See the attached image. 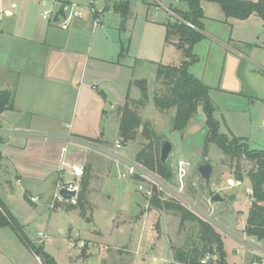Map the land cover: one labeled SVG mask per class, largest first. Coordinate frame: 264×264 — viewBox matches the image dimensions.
<instances>
[{"label": "rangeland", "instance_id": "374dc122", "mask_svg": "<svg viewBox=\"0 0 264 264\" xmlns=\"http://www.w3.org/2000/svg\"><path fill=\"white\" fill-rule=\"evenodd\" d=\"M73 1L88 6L92 0ZM131 2L134 18L130 25L134 29L136 41L141 38L139 46H135L136 50L143 49L147 44V20L163 22L165 11L170 22L179 19L173 12L176 9L169 6L175 0ZM97 3L101 5L100 0ZM183 6L184 9L188 7L186 3ZM209 6L207 8L211 17L222 16L220 5L212 3ZM69 7L71 16L72 9ZM259 45L261 47L256 42L250 46L244 45L239 48L244 55L230 54L224 65V59L218 58L214 52L209 56L208 43H202L194 49L200 62L191 65L189 71L197 78L207 71V83L213 87L211 99L216 107L215 116L220 122V132L229 135V127L232 126L239 135L249 138L251 150L264 151V35L260 36ZM183 60L181 50L172 46L165 48L164 63L171 61L180 64ZM136 69L149 82V103L154 106L153 95L158 88L154 85L152 91L153 85L150 84L154 67L137 62ZM129 94L130 97L138 98L139 90L131 87ZM150 104L139 110L143 123L148 122L156 133L165 134L175 146L170 162L173 178L165 182L169 183L173 193L179 192L182 200L167 192H162L163 199L180 200L186 208L214 226L227 249V264H251L261 259V254L254 253L248 248L249 244L244 243L246 241L264 248L263 242L252 240L245 234L253 202V196L246 192L247 187L251 186L247 174L253 169L254 163L246 159L240 161L243 185L236 186V182L240 181L237 179V161L223 155L215 145L208 146L206 152L204 150L207 125L202 105H199L189 126L182 132H175V110L160 115ZM117 123V115L102 123L109 134L108 139L112 141L111 145L115 144ZM96 141L92 142L104 144L101 140ZM150 142L151 138L141 127L136 140L129 142V148L120 152L136 159L137 154ZM69 154V163L84 166L85 175L76 179L69 175L68 170L60 171L58 166L52 177L56 179L54 188L51 179L35 185L28 181L18 183L11 169L0 166V196L24 226L28 238L43 244L58 264H172L170 259L173 261L174 252L182 247L188 235L187 230L180 231V218L172 212L151 207L150 198L138 189L141 179L120 178L119 172L125 167L117 165L114 160L96 152L72 148ZM180 160L188 163L187 172L181 177L176 174V163ZM203 164H210L214 169L209 185L197 172ZM93 167L97 169L93 170ZM87 175L91 178L86 192L87 218H90V223L81 217L79 209H70L71 204L55 198L57 189L70 183H77L80 193L82 181ZM7 181L11 184H7ZM143 186L151 189L147 180H144ZM216 193L221 194L226 201L222 204L213 203L212 198ZM25 196L30 200L38 198V201L34 203L31 200L33 205ZM40 233L45 236L43 240L40 239ZM243 247L247 249L245 252ZM83 250H86L87 255L89 252L90 257L80 258ZM236 251L240 254H236ZM38 258L10 228L0 230V264H40Z\"/></svg>", "mask_w": 264, "mask_h": 264}, {"label": "crops", "instance_id": "0c3cea01", "mask_svg": "<svg viewBox=\"0 0 264 264\" xmlns=\"http://www.w3.org/2000/svg\"><path fill=\"white\" fill-rule=\"evenodd\" d=\"M92 1L102 13L97 17L86 13L83 19H74L67 6H87L73 0H0V92L10 91L14 97V108L0 115V138L3 140L0 166L11 169L18 183L28 181L35 185L51 179L54 188L56 179L52 177L60 164L65 138L101 140L111 145L102 123L115 115L118 116L115 142L120 141L119 110L125 105L127 96L130 97L131 87L139 90L134 82L147 80L137 73V62L154 67V77L150 80L152 91L158 65H179L163 62L167 46L178 49L177 43H166V23L170 20L167 11L163 22L147 20V44L136 50L141 38L136 41L130 25L134 18L131 0L124 30L121 15L114 11L120 0H100V6L97 0ZM184 3L175 0L169 6L187 11ZM210 4L202 3L206 38L196 47L208 43L209 56L214 52L224 59V65L230 54L244 55L235 49L236 46L242 48L256 42L261 47L259 39L264 35V22L259 17L253 15L245 21L227 19L222 11V16L214 18L208 13ZM47 11L51 14L45 20L42 14ZM95 19H99L96 27ZM63 24L67 29L62 28ZM207 76L205 70L198 79L209 86L212 93ZM138 95V98H130L138 100L140 90ZM158 114L163 113L158 111ZM229 135L248 143L249 138L239 135L232 126ZM257 247L264 251L261 246ZM246 250L243 247V251ZM236 254L240 253L236 251Z\"/></svg>", "mask_w": 264, "mask_h": 264}, {"label": "trees", "instance_id": "16d2710c", "mask_svg": "<svg viewBox=\"0 0 264 264\" xmlns=\"http://www.w3.org/2000/svg\"><path fill=\"white\" fill-rule=\"evenodd\" d=\"M179 1L185 2L188 10H173L179 19L166 23V43H177L184 60L179 65H158L155 81V86L158 88L153 95L154 106L161 113L175 110L173 130L182 132L197 114L199 105H202L207 125L205 152L208 146L215 145L223 155L237 161V179L240 181L243 180L240 161L246 159L254 163L253 169L247 174L253 190V202L249 210L245 234L264 242V151L251 150L245 139L220 132V122L215 117V106L211 99V88L189 71L190 66L198 62V56L194 53L195 47L206 38L203 2L220 5L227 19L245 21L255 15L264 22V0L256 2L247 0ZM130 6L129 0H120L114 6V11L122 17L121 28L123 30L130 15ZM239 48L235 47L237 51H241ZM122 51L124 52V48ZM134 85L140 90V98L133 100L127 96L125 105L120 108L119 138L127 145L136 140L140 128L143 127L144 133L151 138V142L137 154L136 160L149 170L158 173L163 179L171 180L173 178L171 164L164 166L161 163L160 144L152 136L154 130L148 122L143 123L139 114V110L145 108L150 102L148 82L147 80H136ZM13 108V94L10 91H1L0 115ZM86 140L93 141L92 139ZM2 141L0 138V143ZM90 179L88 175L84 178L77 204L70 205V209H79L81 217L88 223L91 220L87 218L86 192ZM25 199L33 204L27 196ZM150 205L155 209L174 213L180 218V231H188L182 247L174 252L173 264H200L201 259L207 253L216 255V264H227L228 255L224 241L212 224L186 208L181 202L173 198L163 199V193L156 188L150 199ZM5 228H10L33 255L40 257L43 264H58L43 244H37L28 238L24 232V226L0 196V230ZM82 257H89L86 250L82 251Z\"/></svg>", "mask_w": 264, "mask_h": 264}, {"label": "built area", "instance_id": "2783aa9c", "mask_svg": "<svg viewBox=\"0 0 264 264\" xmlns=\"http://www.w3.org/2000/svg\"><path fill=\"white\" fill-rule=\"evenodd\" d=\"M69 8L72 9L71 17L74 19H83L86 13H90L95 17H97L101 13V10L97 8L94 1H92L91 4L87 7L72 4L70 5ZM50 14H51L50 11L44 12L42 14L43 19L48 20ZM94 25L95 27L99 25V19L94 20ZM62 28L67 29V25L63 24ZM64 142H65V146L62 148V151H61L59 170L60 171L68 170L69 175L72 176L73 178H76V179L83 178V176L85 175V167L79 164L69 163L68 157H67V155L69 154V150L72 148V150H76V151H92V152L101 154L108 159L114 160L116 164L119 166L120 165L124 166L125 169L119 172L120 178H124V179L138 178L139 180L141 179L140 181L141 184L138 187V189L140 192L145 193V195L149 197L150 199L152 198L154 189L156 188L160 192L170 193L176 199L182 200L180 198L179 192L173 193L170 190V187L168 185L169 183H166L165 179L155 174V172L146 168L143 164L139 163L136 159L130 158L129 156H126L123 153H121L120 150H124L126 148L125 144L121 140L116 141L114 145H108V144L95 143V142H92L86 139L74 138L72 136H69L65 138ZM187 169H188V163L185 160H180L176 163V174H179L180 177L186 174ZM144 180H147L149 182L151 189H147L145 188V186H143ZM242 185L243 184L241 181L236 182V186H242ZM63 189L77 192V197L72 198L70 201L63 199L59 194V191ZM246 192L250 194L251 196H253V190L251 187H247ZM78 195H79L78 184L70 183L69 185L65 187H59L57 189L55 198L64 203L76 205ZM31 200L32 202L36 203L38 201V198H32ZM180 200L178 201L181 202ZM39 236H40V239H42V237L45 238V236L42 233H40ZM244 243L246 245L249 244L246 241H244ZM249 247H252L257 252L261 253V255L263 256L261 259L255 260L251 264H264V251H262V249H260L259 247L253 244H249ZM101 248H103V246H101ZM38 261L40 264H43L40 258H38ZM216 262H217L216 255L207 253L201 259L200 264H216Z\"/></svg>", "mask_w": 264, "mask_h": 264}, {"label": "water", "instance_id": "95a60500", "mask_svg": "<svg viewBox=\"0 0 264 264\" xmlns=\"http://www.w3.org/2000/svg\"><path fill=\"white\" fill-rule=\"evenodd\" d=\"M152 136L156 142L160 144V161L164 166H167L171 162V156L175 151V146L169 140V138L165 134H158L155 131L152 132ZM196 161H199V158H196ZM213 167L210 164H203L201 165L197 172L201 176V178L205 181L206 185H209L213 175ZM60 196L70 201L72 198L77 197V192L69 191V190H60ZM226 201V199L219 193H216L213 198L212 202L215 204H222Z\"/></svg>", "mask_w": 264, "mask_h": 264}]
</instances>
